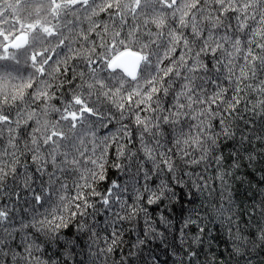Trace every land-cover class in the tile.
<instances>
[{
	"label": "snow or ice",
	"instance_id": "1",
	"mask_svg": "<svg viewBox=\"0 0 264 264\" xmlns=\"http://www.w3.org/2000/svg\"><path fill=\"white\" fill-rule=\"evenodd\" d=\"M0 264H264V0H0Z\"/></svg>",
	"mask_w": 264,
	"mask_h": 264
},
{
	"label": "trees",
	"instance_id": "2",
	"mask_svg": "<svg viewBox=\"0 0 264 264\" xmlns=\"http://www.w3.org/2000/svg\"><path fill=\"white\" fill-rule=\"evenodd\" d=\"M113 178H116V177H113ZM224 249H223V246H221L219 249H217V251L219 252V251H223Z\"/></svg>",
	"mask_w": 264,
	"mask_h": 264
}]
</instances>
